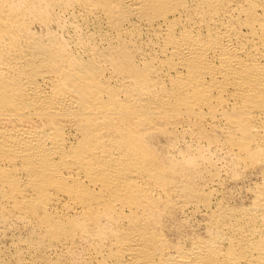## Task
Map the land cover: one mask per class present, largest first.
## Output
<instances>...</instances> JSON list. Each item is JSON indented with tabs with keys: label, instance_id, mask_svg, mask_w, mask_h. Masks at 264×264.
<instances>
[{
	"label": "bare ground",
	"instance_id": "bare-ground-1",
	"mask_svg": "<svg viewBox=\"0 0 264 264\" xmlns=\"http://www.w3.org/2000/svg\"><path fill=\"white\" fill-rule=\"evenodd\" d=\"M0 220V264H264V0H0Z\"/></svg>",
	"mask_w": 264,
	"mask_h": 264
},
{
	"label": "rangeland",
	"instance_id": "rangeland-1",
	"mask_svg": "<svg viewBox=\"0 0 264 264\" xmlns=\"http://www.w3.org/2000/svg\"><path fill=\"white\" fill-rule=\"evenodd\" d=\"M0 221H2V222H0V238H1V239L4 238L3 240L0 239V245H3L4 243L7 242L6 244H4L5 246H7V245H8V241H10L12 235H14V233H15V231H16L15 228H17V227H14L15 225H13V224L10 223V224H11V225H10L11 228H10L8 223H5L3 220H0ZM3 223L6 224V225H4L5 227L3 226L4 228H1V225H3ZM7 224H8V225H7ZM12 227H13V229H15V230H13ZM5 228H6V229L8 228L9 230H6ZM17 229H18V228H17ZM2 230H3V231H2ZM4 230H6V231H4ZM10 231H12V232H10ZM13 232H14V233H13ZM5 233H6V234L8 233V236L5 235ZM12 233H13V234H12ZM16 233H17V231H16ZM3 234H4L5 236H4ZM11 234H12V235H11ZM2 235H3V237H2ZM8 237H9L10 239H9ZM1 241H2V242H1ZM0 247H3V246H0Z\"/></svg>",
	"mask_w": 264,
	"mask_h": 264
}]
</instances>
